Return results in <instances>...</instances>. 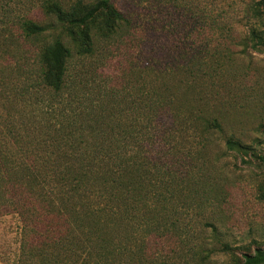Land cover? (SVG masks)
Wrapping results in <instances>:
<instances>
[{
    "label": "trees",
    "instance_id": "1",
    "mask_svg": "<svg viewBox=\"0 0 264 264\" xmlns=\"http://www.w3.org/2000/svg\"><path fill=\"white\" fill-rule=\"evenodd\" d=\"M36 2L46 22L0 9V217L20 222L14 264H264V245L231 243L215 217L224 152L264 166V151L233 137L220 151L218 119L170 89L176 74L210 76L208 63L189 58L129 93L99 47L129 26L113 0ZM258 2L247 12L261 20ZM52 30L27 56L24 42ZM243 40L264 51V27Z\"/></svg>",
    "mask_w": 264,
    "mask_h": 264
},
{
    "label": "rangeland",
    "instance_id": "2",
    "mask_svg": "<svg viewBox=\"0 0 264 264\" xmlns=\"http://www.w3.org/2000/svg\"><path fill=\"white\" fill-rule=\"evenodd\" d=\"M4 1L0 0V9L3 5L12 16L48 20L37 0ZM59 1L67 5L76 0ZM258 1L262 0H113L129 26L108 42H99L101 51L106 50L105 67L132 93L138 84L157 80V71L178 72L185 60L203 59L210 76H201L199 82L188 86L184 77L176 74L170 89L178 99L186 94L182 107L218 119L221 129L213 138L220 151L227 137L256 143L259 151H264V51L253 50L243 40L249 25L264 27V14L260 20L247 12V5ZM259 7L263 12L262 3ZM55 33L52 30L29 38L22 48L33 57L39 45ZM224 154V201L220 202L222 210L216 208L215 217L221 218L220 228L231 243L263 246L264 166L245 165L239 157ZM19 227L16 215L0 217V261L6 264H14ZM168 243L173 245V240ZM211 259L210 264H226L221 256Z\"/></svg>",
    "mask_w": 264,
    "mask_h": 264
},
{
    "label": "crops",
    "instance_id": "3",
    "mask_svg": "<svg viewBox=\"0 0 264 264\" xmlns=\"http://www.w3.org/2000/svg\"><path fill=\"white\" fill-rule=\"evenodd\" d=\"M0 264H6V263H4V262L0 261Z\"/></svg>",
    "mask_w": 264,
    "mask_h": 264
}]
</instances>
